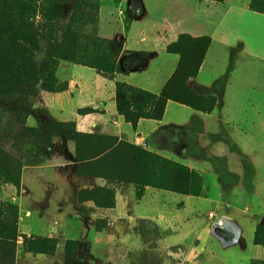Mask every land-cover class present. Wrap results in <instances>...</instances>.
Returning <instances> with one entry per match:
<instances>
[{"label":"crops","instance_id":"crops-1","mask_svg":"<svg viewBox=\"0 0 264 264\" xmlns=\"http://www.w3.org/2000/svg\"><path fill=\"white\" fill-rule=\"evenodd\" d=\"M139 1L141 7L129 27L123 22L113 26L122 10L113 11L106 23L109 34L123 47L116 77L107 80L93 71H81V77L64 92L42 94L27 125L41 129L45 122L72 123L77 133L116 137L209 174V168L218 170L232 178L225 181L228 194L217 206L225 224L219 226L213 212L208 215L213 213L216 219L198 215L211 206L193 196L147 187L137 199L130 182L79 175L75 142L55 136L49 146L25 145L20 189L11 198L19 208V235L53 238L55 252H28L19 241L16 264H64L70 241L79 243L81 259L87 256L84 244L90 243L89 264H152L149 258L154 256H162L159 264L264 261L257 255V249L264 247L254 244L259 219L245 208V192H264V94L252 87L255 74L240 69L247 59L242 56L248 48L245 41L252 39L244 40L239 34L240 20L260 17L233 6L224 16L200 0H154L152 8L146 0ZM228 17L233 20L230 24ZM183 33L211 38L198 75L187 85L201 97H215L214 110L203 113L169 101L161 121L141 119L133 129L119 115L116 84L160 94L179 62L166 48ZM213 47L225 55L218 65L209 62ZM246 55L249 61L254 57L250 50ZM254 130H258L257 139L252 137ZM96 189L113 192L114 206L99 207L80 199L81 192ZM4 197L9 199V194ZM105 247L112 251L103 256L100 249ZM94 254H100V259L95 261Z\"/></svg>","mask_w":264,"mask_h":264},{"label":"rangeland","instance_id":"rangeland-1","mask_svg":"<svg viewBox=\"0 0 264 264\" xmlns=\"http://www.w3.org/2000/svg\"><path fill=\"white\" fill-rule=\"evenodd\" d=\"M200 1L209 3L213 6V9L217 11H222L224 16L229 13L230 6L240 7L259 15L260 18L253 19L245 16L242 19L243 21H239V25H241L239 31L241 38L244 40L252 39L248 42L245 41L248 47L246 52L250 50L254 56L252 60L249 61L248 59L250 57L246 55V52L243 53L242 56L247 59L241 63L243 67L240 64V69L244 68L243 73L253 72L255 74L252 87L264 94V44L260 42L264 40V14L255 11V7L264 11V0ZM139 2V0H72L70 4L63 6L64 15L66 17L65 31L72 30L77 32V39L66 38L63 41H60V39L57 40L56 35H58V28H50L52 26H49L43 33L41 27L36 29L37 31H35L34 36L37 38L38 48L31 60L36 63L39 70L41 69L40 73H42L41 76L45 81L41 78L38 84L31 85L21 84L15 81L14 84L8 88L7 94H0V198H3L1 206L5 207L7 203L14 204L11 198L16 196L19 189L10 183H17L19 181L23 149L28 142L49 146L51 139L55 136H65L73 141L75 139V130L73 127H66L63 129L55 122H45L41 129L30 128L27 125V115H29L32 108L39 103L42 94L64 92L69 88V84L72 83L74 79L78 80L81 77V71H93L107 80H113L116 77V74L113 76L112 70L117 66L118 72L120 71L118 56L119 48L121 47L123 49V47L118 39L109 34L106 23L111 18V13L113 11L122 10L123 15H121L119 19L116 14V20L113 26L117 28L120 22H123L126 27H129L136 11L141 7ZM145 2L148 8L154 7V0H146ZM1 8L2 6L0 4V9ZM187 8L192 9L191 5H188ZM227 21L230 24L233 20H230L228 17ZM10 26L15 28L18 24L10 23ZM139 26H142V24H139ZM252 26H254L253 30ZM253 31L254 34L251 36ZM181 35L189 34L183 33L178 35L169 45L174 44ZM191 37L193 39L201 38L196 36ZM194 42L193 45H196ZM228 50L229 49H226L227 52ZM234 54L235 53H233V56ZM222 56L225 55L219 53V51H216V48L213 47L209 56V62H217L218 65L221 60L220 57ZM226 56L228 55L226 54ZM78 72L79 75H77ZM52 75L55 79L53 82L50 80ZM111 76L113 77L112 79ZM47 82L49 83L48 88L45 86ZM257 136L258 130H254L252 132V137L257 139ZM5 154H7V156ZM116 167L121 168L117 165L110 167V169ZM191 170L196 171L201 178V180L195 182V188L198 187V184L201 186L200 195L193 197L201 199L202 201H207L211 206L208 207L209 209H203L202 213H198V215L207 216L209 212H213L221 222L219 226L224 225L225 216L220 214L217 206L218 202L223 200L225 195L228 194L225 188V181L231 182L232 178H228L223 174L220 175V171L213 168H209L210 174L194 168H191ZM6 179L10 181L7 182ZM6 193L9 194V199L4 197ZM257 194L264 195V192H245V208H248L249 212L259 219L257 229L261 227V230L258 237L262 243H264V206L262 205V203L264 204V198L261 200L255 198ZM234 195L236 194L234 193ZM206 210H208V212L204 213ZM8 218L9 215H6V221ZM9 221L15 222V219L11 218ZM7 225L8 223L3 225L0 234L4 233L5 226ZM102 226V224H98L97 228L100 229ZM224 229L225 228H223L222 231H224ZM39 239L37 243L36 241H32L31 248L40 252H46L40 254L53 255L57 244L56 240L53 238ZM22 240L23 239L20 237L16 245L11 244V250L9 247H0V264H16L19 241L22 242L25 250L29 252V249L25 247ZM89 245L90 243L84 244L83 250H87V256L81 259L78 257L77 253H75V245L70 244L69 248H67L64 264H89ZM111 251L112 249L110 247L101 248L100 254L102 253L104 256ZM254 251L253 255L255 256L256 253H254ZM100 254L98 256L94 254L95 261L100 259ZM257 255L260 260H263L264 249L258 248ZM157 258L158 259L154 256L150 257L149 260L152 264H159L160 262L158 261L162 259V256H157ZM257 262L259 261H254L252 264Z\"/></svg>","mask_w":264,"mask_h":264},{"label":"trees","instance_id":"trees-1","mask_svg":"<svg viewBox=\"0 0 264 264\" xmlns=\"http://www.w3.org/2000/svg\"><path fill=\"white\" fill-rule=\"evenodd\" d=\"M71 1L0 0L2 6L0 9L1 95L7 94L8 88L15 81L31 85L38 84L42 78L41 69L39 70L36 63L31 60L38 48L37 38L34 36L37 28L41 27L42 33L49 26H52L50 28L53 29L58 28L56 39H60V41L66 38L77 39V32L65 31L66 17L63 6L70 4ZM255 11L264 14V11L259 10L257 7H255ZM10 23L18 24V26L13 28ZM193 42L196 45H193ZM210 45L211 38L209 37L193 39L189 35H181L174 44L168 45L167 52L177 55L179 62L174 74L158 95L126 83H117L116 96L119 115L133 129H136L141 119L161 121L169 101L185 105L199 112L211 113L215 108L216 98L201 97L187 85L190 78H195L198 75ZM121 51L122 48L120 47L119 54ZM117 73L118 68L116 66L112 70V74L114 76ZM50 80L52 82L55 80L53 75ZM43 81L45 80L43 79ZM45 86L48 88L49 83H45ZM88 111L85 110V112ZM57 125L63 129L66 127H73L74 129L72 123H58ZM74 142L76 145L77 173L79 175L130 182L135 187L137 199L143 197L147 187L187 196L200 195L201 186L198 184V187L195 188V182L201 180L196 171L178 162L151 153L143 147L119 141L118 138L112 136L77 132H75ZM5 155L7 156V154ZM117 165L121 168L110 169V167ZM9 181L7 180V182ZM10 184L20 189L21 171L19 181ZM80 199L82 201L92 200L99 207L111 208L114 206L115 197L113 192L109 190L96 189L81 192ZM6 215H9L7 221ZM18 216L19 208L16 204L7 203L5 207L1 206L0 230L4 224L8 223V225L5 226L4 233L0 234V247H9L11 250V244L16 245L21 237L29 252L35 254L46 253L31 248L32 241L37 243L40 240L39 238L19 235L17 228ZM11 218H14L15 222L9 221ZM260 230L261 227L256 230L254 244L264 247V243L258 237ZM70 244L75 245V253H78L79 243L70 241L67 248ZM255 264H264V261Z\"/></svg>","mask_w":264,"mask_h":264},{"label":"built area","instance_id":"built-area-1","mask_svg":"<svg viewBox=\"0 0 264 264\" xmlns=\"http://www.w3.org/2000/svg\"><path fill=\"white\" fill-rule=\"evenodd\" d=\"M208 217H209L210 219H216V215L213 214V213H210V214L208 215ZM218 222H219V220L216 222V224H218Z\"/></svg>","mask_w":264,"mask_h":264}]
</instances>
